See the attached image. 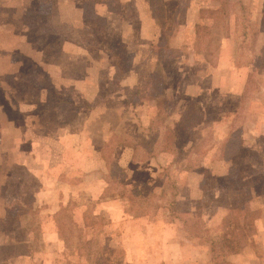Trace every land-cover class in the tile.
Segmentation results:
<instances>
[{
  "label": "rangeland",
  "instance_id": "374dc122",
  "mask_svg": "<svg viewBox=\"0 0 264 264\" xmlns=\"http://www.w3.org/2000/svg\"><path fill=\"white\" fill-rule=\"evenodd\" d=\"M0 264H264V0H0Z\"/></svg>",
  "mask_w": 264,
  "mask_h": 264
},
{
  "label": "trees",
  "instance_id": "16d2710c",
  "mask_svg": "<svg viewBox=\"0 0 264 264\" xmlns=\"http://www.w3.org/2000/svg\"><path fill=\"white\" fill-rule=\"evenodd\" d=\"M156 82L161 84L156 86L152 96L157 91L162 90L163 81L160 76L156 77ZM186 114V112H185ZM188 115V114H187ZM186 115V116H187ZM197 123V115L187 116ZM197 121V122H196ZM260 210H252L249 212H243L242 208L231 209L227 215L223 218L220 225L221 235L219 236L218 244H214L213 247H217L225 251L226 254L239 253L242 249L247 248L253 237L258 233V227L256 221L260 218ZM87 217V214H85ZM90 218V216H88Z\"/></svg>",
  "mask_w": 264,
  "mask_h": 264
},
{
  "label": "crops",
  "instance_id": "0c3cea01",
  "mask_svg": "<svg viewBox=\"0 0 264 264\" xmlns=\"http://www.w3.org/2000/svg\"><path fill=\"white\" fill-rule=\"evenodd\" d=\"M96 3H101V2H96ZM101 6V5H100ZM105 15V14H104ZM257 210H260V209H257ZM230 211V210H229ZM229 211H226V210H221V214H220V218L221 219H219L218 220V224H220L221 223V221H222V219L227 215V213L229 212ZM251 211V210H250ZM243 212H245V211H243ZM261 216H262V213H261V215H260V218L258 219V221H256V225H257V227H258V222H259V220L261 219ZM178 244V246H180V244L181 243H177Z\"/></svg>",
  "mask_w": 264,
  "mask_h": 264
}]
</instances>
